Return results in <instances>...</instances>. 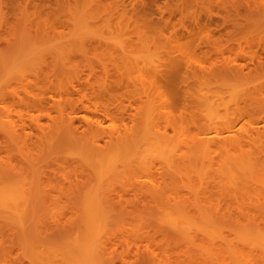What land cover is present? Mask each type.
I'll list each match as a JSON object with an SVG mask.
<instances>
[{
    "label": "rangeland",
    "instance_id": "rangeland-1",
    "mask_svg": "<svg viewBox=\"0 0 264 264\" xmlns=\"http://www.w3.org/2000/svg\"><path fill=\"white\" fill-rule=\"evenodd\" d=\"M232 69L249 77L226 76L225 70ZM83 92L91 106L77 105ZM94 104L114 109V118L96 117ZM67 119H75L78 127L93 124L106 134H78L72 141L61 130ZM14 131L27 137L21 142L19 136L27 149L13 140ZM256 131L264 133V0H0V166L11 172L10 185H32L26 190L34 186L32 191L40 194L35 205L25 202L20 212L21 207L14 210L0 200V264H70L73 255L80 257L75 240L85 243L90 232L102 242L95 245L104 249L98 250L100 264H216L217 255V264H263L264 252L248 244L264 237V214L254 212L264 201V136ZM215 134L253 139L241 149L193 150L197 141ZM96 144L106 153L96 155L99 162L93 157ZM234 159L251 164L248 181L257 188L239 194L251 215H240L234 201L232 221L223 213L232 187L228 165ZM71 182H80L76 186L86 192L82 198H74L78 187L71 189ZM152 186L161 195H143ZM92 191L102 192V199ZM161 196L172 203L173 215L179 202L193 214L185 212L184 222L171 216L163 211L168 204L157 200ZM213 246L228 247L227 257ZM255 253L262 256L255 258Z\"/></svg>",
    "mask_w": 264,
    "mask_h": 264
},
{
    "label": "bare ground",
    "instance_id": "bare-ground-1",
    "mask_svg": "<svg viewBox=\"0 0 264 264\" xmlns=\"http://www.w3.org/2000/svg\"><path fill=\"white\" fill-rule=\"evenodd\" d=\"M208 39V38H207ZM213 42V41H212ZM212 42H211V44H212ZM219 53V52H218ZM218 55V54H217ZM216 55V56H217ZM221 55V54H220ZM213 57V56H212ZM221 57V56H220ZM210 59V58H209ZM67 60V59H66ZM64 62H65V60H64ZM221 62V61H220ZM217 66H218V64H217ZM243 68V67H242ZM245 69V68H244ZM226 72V70H225V75L226 76H230L231 78H235V79H239L240 78V80L242 79L243 80V78H246L248 75H246V77H245V74H244V72L242 71V70H231V71H229V74ZM51 74V73H50ZM232 75V76H231ZM47 76V75H46ZM48 77V76H47ZM50 77V76H49ZM249 77V76H248ZM247 77V78H248ZM163 78V77H162ZM166 78H167V76H166ZM237 79V80H238ZM91 81V80H90ZM89 82V81H88ZM166 82V81H165ZM170 83V82H169ZM175 83H176V81H175ZM82 84H83V82H82ZM171 84V83H170ZM86 85H88V84H86ZM89 87H90V85H88ZM92 86V85H91ZM169 87V86H168ZM91 88V87H90ZM94 88V87H93ZM171 88V87H170ZM76 90H78V89H76ZM89 90V89H88ZM90 90H94V89H90ZM171 91V90H170ZM186 91V90H185ZM77 92V91H76ZM75 92V93H76ZM79 92H80V90H79ZM94 92V91H93ZM84 93V92H83ZM83 93H82V99H81V102H79V100L80 99H77L78 101H76L78 104L77 105H79V104H81V106L83 105V107H87L88 106V104H89V106H91V104H92V102L90 103L89 101H86V100H90V101H92L91 99H90V97L87 95V92L86 93H84V95H83ZM116 93V92H115ZM79 94V93H78ZM80 95V94H79ZM112 95V94H111ZM115 94H113V96H114ZM180 95V94H179ZM186 95H188V93L186 94ZM119 97V96H118ZM81 98V97H80ZM115 98V97H114ZM54 99V98H53ZM102 99V98H101ZM177 101H178V99H176ZM22 101V100H21ZM20 101V102H21ZM87 102V106H86V103L85 102ZM181 101H182V99H181ZM184 101V100H183ZM56 103H57V101H55ZM54 102V103H55ZM19 103V102H18ZM72 103H74V102H72ZM179 103H180V101H179ZM184 103H186V102H184ZM47 104V103H46ZM61 104V103H60ZM67 104V103H66ZM69 104V103H68ZM71 104V103H70ZM76 104V103H75ZM110 104V103H109ZM178 104V103H177ZM188 104V103H187ZM64 105V104H63ZM96 105H99L100 106V104H94V107L96 106ZM112 105H113V103H112ZM183 105H185V108L184 109H186V108H190L188 105V107H186V104H183ZM34 106H36V105H34ZM58 106H61V105H57V107ZM72 106H73V104H72ZM76 106V105H75ZM80 106V105H79ZM80 106V107H81ZM99 106H96L97 108H94V109H91V107H89L90 109H91V111L93 112V113H95V114H97L96 115V117L98 116V117H100V115L101 116H104V118H105V116H106V118H108V116H109V118L111 117L110 115H112V113H111V110L113 111V113H114V109H110V107H108V106H104V108L105 109H101V108H98ZM110 106V105H109ZM113 106H116V105H113ZM112 106V107H113ZM118 106V105H117ZM52 107V106H51ZM82 107V108H83ZM34 108V107H33ZM40 108V107H39ZM41 108H42V106H41ZM43 108H44V110H46L47 108H49V107H47L46 108V106L44 107L43 106ZM60 110L63 108H61V107H58ZM57 108V109H58ZM66 108V107H65ZM64 108V109H65ZM81 108V109H82ZM114 108V107H113ZM119 106H118V108L116 109L117 110V112H119L118 110H119ZM37 109V108H36ZM35 109V110H36ZM84 109V108H83ZM43 112H44V110L43 109H41ZM89 110V109H88ZM121 110V109H120ZM125 110V109H124ZM127 110V109H126ZM125 110V111H126ZM37 111V110H36ZM90 110H89V112H91ZM187 111V110H186ZM185 111V112H186ZM188 111H190V110H188ZM122 112H124V111H122ZM184 112V111H183ZM47 113V112H46ZM50 113V112H49ZM61 114H63V109H62V111L60 112ZM116 113V112H115ZM99 114V115H98ZM129 115V114H128ZM42 116H43V114H42ZM51 116V115H50ZM52 117V116H51ZM113 117V116H112ZM111 117V118H112ZM133 117V116H132ZM63 118V117H62ZM73 118V117H72ZM114 118V117H113ZM99 119V118H98ZM121 121H123V123H124V121H126L125 119H123L122 117H121ZM129 119V118H128ZM62 120V119H61ZM100 120V119H99ZM130 120V119H129ZM133 120V119H132ZM131 120V121H132ZM39 121V120H38ZM53 121V120H52ZM56 121V120H55ZM74 121H75V119H74ZM74 121H68V119H67V121L64 123V120H63V122L62 123H64V124H66V125H63L64 127H62V129L61 130H63V129H65V131H63V132H66V130L68 131L67 133L68 134H70V136L72 135V137H74V138H71V140L73 139L74 141H75V138H77L78 139V134H87V133H94V134H99V133H101V134H106V133H104V131H103V133L102 132H100V129H97V131H95L94 129V125L93 124H88V127H78V126H76V124L74 123ZM93 121V120H92ZM98 121V120H97ZM135 121V120H134ZM32 122V121H31ZM99 122V121H98ZM98 122H96V123H98ZM33 123H34V125H36L37 123H35L34 121H33ZM42 123V122H41ZM41 123H40V125H41ZM88 123V122H87ZM56 124V123H55ZM99 124V123H98ZM24 125H26V124H24ZM30 124H28V126H29ZM38 125V124H37ZM39 125V126H40ZM51 125V124H50ZM57 125V124H56ZM60 125V124H59ZM62 125V124H61ZM21 126V125H20ZM55 127V126H54ZM56 127H58V125L56 126ZM96 127V126H95ZM12 128H13V126H12ZM11 128V129H12ZM27 129L28 130V127H24V129ZM40 128H42V126H40V127H38V129L39 130H41ZM60 128V127H59ZM207 128H208V126H207ZM18 129V128H17ZM17 129H15V126H14V128H13V130H16V131H18ZM58 129V128H57ZM12 130V131H13ZM208 130V129H207ZM207 130H205V131H207ZM11 131V130H10ZM16 131H14V132H12V136H14V137H12L13 138V140L14 141H16V142H20V140H22L21 142H23L24 140L22 139L23 137H22V135H18V139H17V135L15 136V133H16ZM31 131V130H30ZM42 131V130H41ZM24 132H26V131H24ZM43 132V131H42ZM27 133H29V132H27ZM38 134V133H37ZM100 134V135H101ZM110 134H115V133H110ZM255 134H262L263 136H264V133L263 132H260V131H256L255 132ZM26 135V134H25ZM142 134H140V136H141ZM144 135V134H143ZM222 134H215L214 136H212V137H204V138H202L201 140H199V141H197V144L194 146V148H193V150L194 149H197V152H200V153H204L205 152V154H206V151L205 150H209V152H211V150H212V148L211 147H217V146H219V147H227V146H231V147H235V148H242V146L244 145V144H248L252 139H253V135H246V136H239V137H233V136H227V137H225V136H221ZM8 136V135H7ZM19 136L21 137L20 138V140H19ZM34 136V135H33ZM113 136H115V135H111V137H109V138H111L110 139V141H109V143H112L113 142ZM145 136H147V134H145ZM16 137V138H15ZM26 137V136H25ZM24 137V138H25ZM101 137V138H100ZM104 136H99L98 135V139H99V141H103V138ZM143 137V136H142ZM140 138V140L141 139H144V138ZM148 137V136H147ZM9 138V137H8ZM15 138V139H14ZM149 138V137H148ZM147 138V139H148ZM26 139H27V137H26ZM25 139V140H26ZM30 138H28V140H29ZM94 139H95V137H94ZM97 139V140H98ZM102 139V140H101ZM150 139V138H149ZM11 140V139H10ZM19 140V141H18ZM28 140H26V141H28ZM30 140H32V138L30 139ZM30 140L28 141V143L30 142ZM72 140V141H73ZM97 140H95L96 142H97ZM106 140V139H105ZM104 140V141H105ZM135 141H136V139H134L133 141H132V143H135ZM143 141V140H142ZM141 141V142H142ZM20 142V143H21ZM106 142H108L107 140H106ZM149 142H150V140H149ZM98 143V142H97ZM100 143V142H99ZM144 143H145V141H144ZM244 143V144H243ZM24 144H25V147H24ZM24 144H22L21 143V145H18V146H20V147H23V148H26L27 149V147H26V144L27 143H24ZM101 144V143H100ZM100 144H96L97 146H96V150H97V152H95L93 155V157L96 159V162H97V160H98V162L100 161L99 159H97V156H99V153H100V156H101V152H103L104 154H102L103 156L105 155L106 156V153H105V150L103 149V148H101V145ZM157 144V143H156ZM51 145V144H50ZM109 145V144H108ZM146 145V144H145ZM144 145V146H145ZM149 145H151V144H149ZM145 147H147V146H145ZM151 147V146H150ZM150 147H149V149H150ZM92 148H93V146H92ZM210 148H211V150H210ZM29 149V148H28ZM103 149V150H102ZM203 149V150H202ZM29 151V150H28ZM202 151V152H201ZM204 151V152H203ZM207 153V155L208 154H210V153ZM97 155V156H96ZM151 155V154H150ZM202 155V154H201ZM96 156V157H95ZM102 156V158H104ZM2 157V156H1ZM99 158H101V157H99ZM107 159V158H106ZM104 160H105V158H104ZM104 160H102V161H104ZM32 161V160H31ZM101 161V162H102ZM34 162V161H33ZM32 162V163H33ZM251 162V161H250ZM104 163V162H103ZM28 164V163H27ZM26 164V165H27ZM34 164V163H33ZM5 165V164H4ZM34 165H36V164H34ZM28 166H30L29 164H28ZM4 167V166H3ZM7 167H8V165H7ZM36 167V166H35ZM100 167H102V166H100ZM99 167V168H100ZM111 167V166H110ZM109 167V168H110ZM251 164L248 162V161H238V160H232V162H230V164L228 165V172H230L231 173V177H230V179H231V182H232V184H229V185H232V187L229 189V186L228 187H226L227 189H229V190H227L225 187H224V190H225V192L226 191H229V192H227V193H229L228 194V196H229V198H228V201L226 202V203H228L227 204V206H228V208H227V206H226V211L223 213V216H224V219L226 218L225 217V215H228L229 216V218H231L230 220H232V219H234L233 217H234V215L236 214V212H235V208H233V205H231V204H233V202L235 201V203H237L238 204V206L239 207H237L238 209H239V212L241 213L240 215H247V213H248V216H250L251 214V212L253 211L252 209H250V208H242L243 206H245L246 204H245V202H244V198L243 199H240L239 198V194L240 195H242L243 193H251L252 191L253 192H255V190H256V188L257 187H255V186H253V185H251L250 186V184H249V181H248V179L249 178H253V169H251ZM2 167L0 166V173L2 172V170L3 169H1ZM12 168V171L14 170L15 171V169H13V167H11ZM23 168V167H22ZM37 168V167H36ZM112 168V167H111ZM4 171H5V173L4 172H2L3 173V175H1L0 174V176H1V178H3V179H1L2 180V182H1V184H0V190H2V195L3 196H0V197H2V199H0L4 204H7V206L6 207H10L11 206V209H14L15 207H18V208H20L21 210H19V209H17V210H19V212L20 211H22V207H23V209H24V205H22L23 203H25L26 202V205L28 204V203H31L32 201L34 202V200L36 199V198H39L40 197V194H39V192L38 193H34L32 190H33V188H34V186H33V188H32V190H26L27 188L29 189H31V186L32 185H30L29 187H25V185H24V188H25V190H23L24 188H21L19 185H15V184H17V183H13L14 185H10V182H11V180L12 181H14L13 180V177H12V175L11 174H9V173H11V172H9V170H8V168H6V166L4 167ZM27 169V168H26ZM25 169V170H26ZM28 169H29V167H28ZM27 169V171L29 172V170ZM31 169H33V168H31ZM108 169V168H107ZM106 169V170H107ZM6 170H8V174H7V171ZM22 170V169H21ZM101 170V172H102V169H100ZM112 170V169H111ZM110 170V171H111ZM23 171V170H22ZM104 171V170H103ZM110 171H108V172H110ZM93 172V171H92ZM91 172V173H92ZM107 172V171H106ZM13 173V172H12ZM16 173V172H15ZM42 173V172H41ZM88 174H90V173H88ZM93 174H95V173H93ZM106 174V173H105ZM108 174V173H107ZM16 176V175H15ZM19 176V175H18ZM92 177V175H89V177ZM93 176H95V175H93ZM88 177V176H87ZM89 177H88V179H89ZM91 177H90V179H91ZM103 177H104V175H103ZM106 178H107V176H106ZM106 178H102L103 180L104 179H106ZM0 180V181H1ZM92 180H94V178H92L91 179V181ZM16 181V180H15ZM18 182H19V179H18ZM230 182V183H231ZM78 183H80V182H77V184ZM76 184V185H77ZM21 185H22V183H21ZM76 185H73L72 184V182H71V184H70V186H71V189H73V187H78V186H76ZM223 186V185H222ZM222 186H221V188H222ZM1 187H4L3 189L1 188ZM141 187V186H140ZM140 187H138V188H140ZM155 187V186H154ZM154 187L152 186V188H147L146 190H142V192L144 193L143 195H145L146 196V194H147V196H150V197H152L153 198V196L155 195V192H156V194L157 195H159L160 194V192H158V190L157 189H155L154 190ZM218 187V186H217ZM93 189V188H92ZM81 189H80V187H78V189H77V193L75 194V196H74V198H77L76 197V195H79L80 196V194H82V193H86V192H82V191H80ZM138 190V189H137ZM84 191V190H83ZM88 191V190H87ZM100 191V190H99ZM81 192V193H80ZM130 192V191H129ZM92 193H94L95 194V191L93 192L92 191ZM100 193V192H99ZM102 193V192H101ZM101 193L98 195L97 193L95 194V198L96 199H98V201H100L99 200V197L101 198ZM247 193V194H248ZM74 193H72L71 195H73ZM90 194H91V192H90ZM129 194V193H128ZM87 195V194H86ZM98 197H97V196ZM135 195V194H134ZM161 195V194H160ZM78 196V197H79ZM81 196H83V195H81ZM80 196V197H81ZM88 196H89V194H88ZM93 196H90L91 198H93L94 199V197ZM228 196H226V197H228ZM79 197V198H80ZM135 197V196H134ZM140 197H142V196H140ZM43 198H47V197H45V196H43ZM72 198H73V196H72ZM78 198V199H79ZM82 198V197H81ZM86 198V197H85ZM89 198V197H88ZM96 199H95V201H96ZM102 199V198H101ZM137 199H138V197H137ZM145 199V198H144ZM161 199V200H160ZM163 198H162V196L161 197H158L157 198V200H159V201H163V203H164V200H162ZM227 199V198H226ZM257 200H255V201H257L258 203H261L262 202V198H256ZM42 200V199H41ZM148 200H151V199H148ZM264 200V199H263ZM98 201H96L97 203H98ZM103 201V200H102ZM107 202H108V199L106 200ZM138 201V200H137ZM147 201V200H146ZM36 202V201H35ZM35 202H34V205H35ZM89 203H90V201H88ZM104 202V201H103ZM102 202V203H103ZM150 202V201H149ZM166 202H168V203H166ZM264 202V201H263ZM263 202L261 203L262 205H260V204H258V205H260L259 207H258V209H256L255 208V210H254V212H256L257 210H259V211H257V212H260V214H258V215H261V213H262V215L264 214V204H263ZM101 203V204H102ZM160 204V207L163 205L164 206V204H168L167 206L169 207H167L166 205L164 206V209H163V211H171L170 210V206L172 205V203L170 202V201H166L165 200V203L164 204ZM171 203V204H170ZM247 203V202H246ZM256 203V202H255ZM94 204V203H93ZM107 204V203H106ZM109 204H111V203H109ZM109 204H107L108 206H109ZM146 204V203H145ZM144 204V205H145ZM148 204H151V203H148ZM158 204V205H159ZM179 204L180 205H178L179 207L177 208L176 207V210L174 209V208H172V209H174V215H173V212H172V215L171 216H176L177 218L178 217H181L182 215H184V213L186 212V214L188 213V215H190L192 212L189 210L188 211V209L185 207V205H184V203H182V202H179ZM251 204V203H250ZM105 205V204H104ZM183 205V206H182ZM252 205V204H251ZM250 205V207H252V206H254V204L251 206ZM257 205V206H258ZM13 206H15V207H13ZM30 206V205H29ZM88 206V205H87ZM94 206V205H93ZM262 206V207H261ZM13 207V208H12ZM95 207V206H94ZM149 207V206H148ZM157 207V206H156ZM171 207H173V206H171ZM248 207V206H247ZM256 207V206H255ZM26 208V207H25ZM33 208V207H32ZM88 208V207H87ZM98 208V207H97ZM102 208V207H101ZM180 208H181V211H180ZM201 209L199 210L198 209V211H200V213L202 214V212L204 213L205 212V208L204 207H200ZM3 209V208H2ZM111 209H112V207H111ZM110 209V210H111ZM114 209V208H113ZM112 209V210H113ZM158 209H159V207H158ZM204 209V210H203ZM14 210H16V209H14ZM33 210V209H32ZM89 210V209H88ZM96 210V209H95ZM162 210V209H161ZM177 210H179V212L180 213H182L180 216H177V215H179V213H178V211ZM219 210H221V209H219ZM237 210V209H236ZM93 211V210H92ZM91 211V212H92ZM97 211V210H96ZM2 211H0V213H1ZM4 212V211H3ZM90 211H89V213H91ZM234 212H235V214H234ZM93 213V212H92ZM95 213V212H94ZM205 213H207V212H205ZM204 213V214H205ZM218 213H219V215H220V213H221V211L219 212V211H216V215L218 216ZM3 214V213H2ZM100 214V213H99ZM164 214V213H163ZM176 214V215H175ZM193 214V213H192ZM222 214V213H221ZM234 214V215H233ZM19 215V214H18ZM90 215V214H89ZM108 215V214H107ZM167 215V214H166ZM170 215V214H169ZM200 215V214H199ZM206 215V214H205ZM232 215V216H231ZM253 215V214H252ZM261 215V216H262ZM4 216H6L5 218H7V213H5L4 214ZM9 216H11L12 217V215H9ZM17 216V215H16ZM98 216V215H97ZM3 217V216H2ZM10 217V218H11ZM31 217V216H30ZM29 216H28V218H30ZM84 217H85V215H84ZM109 217V216H108ZM188 217H190V216H188ZM218 217H220V216H218ZM13 218V217H12ZM18 219L19 218H21L20 216L19 217H17ZM27 218V219H28ZM86 218V217H85ZM84 218V219H85ZM167 218H169V217H167ZM167 218H164L165 220H167ZM175 218V217H174ZM182 218H184V217H181V220H182ZM228 218V219H229ZM256 218H258V217H256ZM260 218V217H259ZM9 219V218H8ZM23 219V218H22ZM22 219H20V221L22 220ZM25 219V218H24ZM31 219V218H30ZM102 219V218H101ZM170 219V218H169ZM189 219V218H188ZM191 220L193 219V217H191L190 218ZM195 220H196V218H194ZM218 219H220L221 220V217L220 218H218ZM227 219V218H226ZM13 220V219H12ZM86 220V219H85ZM93 220H94V218H92L91 219V221H90V219H89V221L91 222L90 223V225H92V224H94V223H92L93 222ZM178 220V219H177ZM236 220V219H235ZM254 220H255V218H254ZM30 221V220H29ZM95 221V220H94ZM183 221V220H182ZM202 221V220H201ZM217 221H219V220H217ZM233 221V220H232ZM7 222H9V221H7ZM86 222L88 223V218H87V220H86ZM98 222V221H97ZM184 222V221H183ZM183 222H181L182 224H186L187 225V223H183ZM191 222V221H190ZM200 222V221H199ZM220 222H222V220L220 221ZM224 222V221H223ZM222 222V223H223ZM236 222V221H235ZM239 222V221H238ZM237 222V223H238ZM246 221L244 220V223H245ZM96 223V222H95ZM205 223H207L206 221H205ZM241 223V222H240ZM257 223V222H256ZM255 222H253V226L255 227V225L254 224H256ZM22 225L24 224L23 222L21 223ZM89 224V223H88ZM97 224V223H96ZM168 224H169V222H168ZM193 224H197V223H194L193 222ZM204 224V223H203ZM221 224V223H220ZM247 224H249V223H247ZM247 224H245L244 226H246ZM100 225V224H99ZM185 225V226H186ZM189 225V224H188ZM191 225V224H190ZM208 226H209V224H207ZM243 225V224H242ZM241 225V226H242ZM258 224H256V226H257ZM178 226V225H177ZM197 226V225H196ZM206 226V225H205ZM211 226V225H210ZM240 225H237L236 227H239ZM249 226H250V224H249ZM27 227V226H26ZM100 227V226H99ZM195 227V226H194ZM254 227H249V228H253L254 229ZM259 229H260V227L259 226H257ZM18 228V227H17ZM87 228V227H86ZM89 228V227H88ZM87 228V229H88ZM97 228V227H96ZM175 228H176V226H175ZM189 228H191V227H189ZM211 228V227H210ZM213 228V227H212ZM235 228V227H234ZM233 228V229H234ZM90 229V228H89ZM88 229V230H89ZM99 229V228H98ZM187 229V228H186ZM205 229V228H204ZM207 229V228H206ZM237 229V228H236ZM245 229V228H244ZM248 229V228H247ZM253 229H252V232H253ZM263 228H261L260 230H262ZM217 230V229H216ZM241 230V229H240ZM251 230V229H250ZM249 230V231H250ZM256 231H257V229H255ZM260 230H258V231H260ZM82 232H83V230H81ZM86 231V230H85ZM92 231H93V229H92ZM94 231H95V229H94ZM99 231V230H98ZM177 231V230H176ZM189 231V230H188ZM187 231V232H188ZM205 231V230H204ZM211 231V230H210ZM214 231H215V229H214ZM218 231V230H217ZM223 231V230H222ZM242 231V230H241ZM245 231V230H244ZM249 231H247V232H249ZM212 232H213V230H212ZM86 233V232H85ZM93 233V232H92ZM95 234H97L96 232H94ZM184 233H186V231H184ZM203 233V232H202ZM205 233V232H204ZM203 233V234H204ZM207 233V235H208V232H206ZM216 233V231L214 232V234ZM257 233H259V232H257ZM261 233H264V230L263 231H261ZM261 233H259L258 235H260ZM25 234V233H24ZM95 234H91V232L89 233V234H87L86 235V242L84 243V241L82 242V243H80V244H78V242H77V239L75 240L76 241V247L74 248V249H76V252H77V254L80 256L79 258H78V256H74L73 255V260L74 261H72L70 264H100V262H101V260H102V258H101V260H100V258H99V252L100 251H98V250H100V248L101 247H99V248H97V246H95V245H100L101 243H99V241L98 240H100V236H99V238L97 239V237H96V235ZM189 234V233H188ZM187 234V235H188ZM212 233H210L209 235H211ZM213 234V235H214ZM237 234V233H236ZM246 234H248V233H246ZM250 234V233H249ZM256 234V233H255ZM73 235L74 234H72L71 236L73 237ZM208 235V236H209ZM217 235H219V232H218V234ZM235 235V234H234ZM26 236V235H25ZM75 236V235H74ZM97 236H98V234H97ZM203 236V235H202ZM208 236H204V237H207L206 238V240L207 239H209L210 237H208ZM257 237V235H254V237ZM261 236V235H260ZM29 237V236H28ZM71 237V238H72ZM76 237V236H75ZM75 237L73 238V239H75ZM101 237H102V235H101ZM213 237V236H212ZM245 237V236H244ZM246 237H248V236H246ZM26 238V237H25ZM24 238V239H25ZM95 238H96V241H95ZM191 238V237H190ZM203 238V237H202ZM214 238V237H213ZM225 238V237H224ZM236 238H237V236H236ZM236 238H234V240L236 239ZM243 238V237H242ZM249 238V237H248ZM82 239V238H81ZM238 239V238H237ZM256 239V238H255ZM84 240V239H83ZM102 240V239H101ZM210 240V239H209ZM215 240H218V239H215ZM214 240V241H215ZM38 241V240H37ZM68 241V240H67ZM205 241V240H204ZM70 242V241H69ZM96 242V243H95ZM213 242V241H212ZM220 242H222V241H220ZM68 243V242H67ZM73 243H74V241H73ZM98 243V244H97ZM218 243V242H217ZM216 243V244H217ZM222 243H224V242H222ZM221 243V244H222ZM235 243H238V242H235ZM244 242H242V246L245 244V243H247V241L243 244ZM250 243V245H252L255 249L256 248H259V249H262V251L261 250H259V249H256L257 251H259L261 254H263V252H264V237H260V239L259 240H257L256 239V241L254 240V238H253V241H251V242H248V244ZM69 244H71V243H69ZM216 244H214V245H216ZM225 244V243H224ZM239 244H240V241H239ZM244 245L245 246V248L247 247V249H249L248 248V246L249 245ZM30 245V244H29ZM28 245V246H29ZM209 245L210 246H212L211 245V243H210V241H209ZM226 245V244H225ZM34 246V245H33ZM67 246V245H66ZM101 246V245H100ZM219 246H223V245H218V247ZM227 246V245H226ZM228 246H229V244H228ZM41 248V246H39L38 247V249H40ZM69 248H70V246H69ZM72 248V247H71ZM203 248V247H202ZM208 246H207V248H206V250H208ZM213 248L215 249V251L217 250V251H222L223 253H225V257H224V255L222 256V257H224L223 259H225L227 256H226V250L228 249L229 250V248L227 247V249H225V251H223V250H221V248H224V247H221L220 248V250H218L217 248H215L214 246H213ZM231 248V247H230ZM235 248H236V246H235ZM252 248V247H251ZM250 248V249H251ZM48 249V248H47ZM101 249H103V248H101ZM233 249V248H232ZM244 249V248H243ZM253 249V248H252ZM255 249H253V250H255ZM40 250H43L42 248L40 249ZM52 250V249H51ZM71 250V249H70ZM104 250V249H103ZM103 250H101V251H103ZM106 250V249H105ZM204 249H202V251H203ZM234 250V249H233ZM252 250V252H254ZM39 251V250H38ZM57 252H59L58 254L60 255V251H58V250H56ZM214 251V252H215ZM217 251H216V253H217ZM236 251V250H235ZM53 254H57L56 252L54 253L53 251H51ZM66 252V251H65ZM233 252V251H232ZM244 252H245V250H244ZM252 252H250V253H252ZM258 252V253H259ZM47 253H48V251H47ZM69 253V252H68ZM75 253V252H74ZM100 253H102V252H100ZM104 253H105V251H104ZM107 253V252H106ZM105 253V254H106ZM222 253V254H223ZM236 253H238V252H236ZM247 253H249L248 252V250H247ZM57 254V255H58ZM66 254V253H65ZM65 254H63V255H65ZM208 254V252L206 251V254L205 255H207ZM210 254V253H209ZM219 254H220V252H219ZM253 255H254V253H252ZM250 255L251 256V260H253L254 262H255V258H259V256L261 255H259V254H257V253H255V254H257L256 256H255V258L253 257V255ZM72 255V252H71V254L69 253V255H68V257L69 256H71ZM234 255V254H233ZM241 255V254H240ZM216 256V255H215ZM242 256H244L243 254H242ZM247 256V255H246ZM245 256V260H246V257ZM249 256V255H248ZM249 256V257H250ZM258 256V257H257ZM262 256V255H261ZM53 257H55V256H53ZM52 257V258H53ZM57 257H59V256H57ZM67 257V256H66ZM210 257V256H209ZM218 257V258H217ZM217 259H219V261L217 260H215V257H212V258H214V260H215V262H216V264L218 263V262H220V258H221V255L220 256H218L217 255ZM230 257H231V255H230ZM248 257V258H249ZM39 258V257H38ZM47 258H49V256L47 257ZM56 258V257H55ZM75 258V259H74ZM59 259V258H58ZM207 259H208V257H207ZM211 259V258H210ZM260 259H263V258H260ZM50 260H51V258H50ZM251 260H250V263H251ZM37 261V260H36ZM58 262H54L55 264H59V260H57ZM62 261L63 260H61V263H62ZM147 261H149V260H147ZM212 261V260H211ZM223 261V260H222ZM227 261H228V259H227ZM244 261V260H243ZM263 261V260H262ZM51 262H52V260H51ZM148 263V262H147ZM223 263V262H222ZM227 263V262H226ZM230 264H231V262H229ZM259 263V262H258ZM51 264V263H50ZM233 264H235V263H233ZM238 264H240V262L238 263ZM241 264H245V263H242V261H241ZM248 264H249V262H248ZM264 264V263H263Z\"/></svg>",
    "mask_w": 264,
    "mask_h": 264
}]
</instances>
